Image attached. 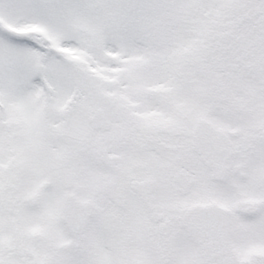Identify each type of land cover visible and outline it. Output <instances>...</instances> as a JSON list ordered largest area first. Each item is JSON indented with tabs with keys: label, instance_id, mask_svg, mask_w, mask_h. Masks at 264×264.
I'll return each instance as SVG.
<instances>
[{
	"label": "snow or ice",
	"instance_id": "snow-or-ice-1",
	"mask_svg": "<svg viewBox=\"0 0 264 264\" xmlns=\"http://www.w3.org/2000/svg\"><path fill=\"white\" fill-rule=\"evenodd\" d=\"M0 264H264V0H0Z\"/></svg>",
	"mask_w": 264,
	"mask_h": 264
}]
</instances>
